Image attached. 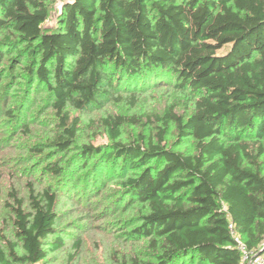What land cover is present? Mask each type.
<instances>
[{"label": "trees", "instance_id": "16d2710c", "mask_svg": "<svg viewBox=\"0 0 264 264\" xmlns=\"http://www.w3.org/2000/svg\"><path fill=\"white\" fill-rule=\"evenodd\" d=\"M54 3L57 25L48 29L44 23ZM3 65L11 77L19 71L28 82L46 85L56 115L52 143L62 150L80 123L70 108L84 110L107 99L135 106L141 90L158 83L194 94L189 113L177 114L169 105L158 116L156 142L142 143V136L120 141L127 118L104 115L110 142L83 146L80 157H100L102 171L122 178L124 195L142 205L138 226L128 235L147 237L156 253L152 261L128 264H241L237 240L260 251L264 0H0ZM5 112L13 117L12 110ZM170 122L180 137L194 140V153L163 143ZM9 198L4 205L17 241H7V253L0 245V264H50L49 250L62 246L59 237L50 239L56 192L30 188L28 209L14 192Z\"/></svg>", "mask_w": 264, "mask_h": 264}, {"label": "rangeland", "instance_id": "374dc122", "mask_svg": "<svg viewBox=\"0 0 264 264\" xmlns=\"http://www.w3.org/2000/svg\"><path fill=\"white\" fill-rule=\"evenodd\" d=\"M57 3L51 6L44 27L57 25ZM227 46L218 51L227 50ZM0 68V245L8 252L7 241H17L13 234V215L4 205L11 203L10 193L22 199L28 209L29 190L40 191L48 186L57 194L55 234L60 249L49 250L50 264H128L133 260L152 261L156 251L147 237L130 236L138 226L142 205L122 191V178L111 176L107 168L102 171L98 156L81 159V148L86 145H105L110 142L101 117L110 113L127 118L120 126L119 140L142 143L157 141L161 127L158 116L172 105L177 114L190 112L194 94L174 90L172 85L156 84L139 93L135 106L113 99L101 101L84 110L70 108L71 115L80 123L76 137L68 148L52 143L56 130V115L51 109L50 94L41 81L21 78L20 72L11 77L10 69ZM18 69V68H16ZM18 77L17 79H14ZM12 110L13 117L6 110ZM163 143L173 150L194 153L191 137H180L173 122L167 124ZM54 167L62 168L55 173ZM264 168V167H263ZM125 169V175H128ZM100 174H103L100 176ZM96 178L93 183L82 184L85 179ZM101 177V178H100ZM88 187L96 190L84 191ZM91 190V189H86ZM78 242V247L75 243ZM21 253L19 243L15 248ZM195 264V263H194Z\"/></svg>", "mask_w": 264, "mask_h": 264}, {"label": "built area", "instance_id": "2783aa9c", "mask_svg": "<svg viewBox=\"0 0 264 264\" xmlns=\"http://www.w3.org/2000/svg\"><path fill=\"white\" fill-rule=\"evenodd\" d=\"M237 243L241 251V264H264V236L259 245L260 251L258 253H255L253 250L246 249L244 244L239 240H237Z\"/></svg>", "mask_w": 264, "mask_h": 264}]
</instances>
